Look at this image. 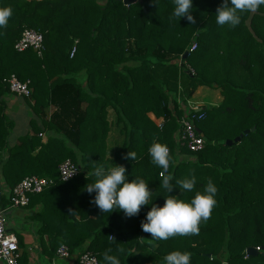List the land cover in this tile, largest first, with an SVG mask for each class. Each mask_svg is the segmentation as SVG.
<instances>
[{
  "label": "trees",
  "instance_id": "obj_1",
  "mask_svg": "<svg viewBox=\"0 0 264 264\" xmlns=\"http://www.w3.org/2000/svg\"><path fill=\"white\" fill-rule=\"evenodd\" d=\"M222 2L192 0L191 25L174 17L173 0H0L13 9L8 26L0 28V202L10 207L11 189L25 176L54 179L22 206L39 205L30 219L37 224L40 257L53 259L64 244L70 258L89 251L101 264L109 248L121 264H165L174 250L191 252L190 264H264V5L232 28L216 23ZM26 27L42 34L40 54L14 48ZM10 74L29 80L24 99L35 114L32 134L12 145ZM200 85L218 89L222 98L191 110L187 101ZM149 113L162 118L160 126ZM182 118L195 119L201 150L176 141ZM111 132L120 143L109 154ZM154 142L170 149L169 193L148 152ZM129 151L137 154L135 161L124 158ZM67 158L79 172L62 181L58 164ZM112 163L152 191L150 204L131 218L119 209L102 213L91 202L95 192L85 189L96 166ZM192 174L193 192L175 185ZM209 178L218 188L217 205L198 235L156 240L143 232L152 204L163 206L168 195L190 200ZM250 246L260 249L250 255ZM18 264H29L25 249Z\"/></svg>",
  "mask_w": 264,
  "mask_h": 264
},
{
  "label": "clouds",
  "instance_id": "obj_2",
  "mask_svg": "<svg viewBox=\"0 0 264 264\" xmlns=\"http://www.w3.org/2000/svg\"><path fill=\"white\" fill-rule=\"evenodd\" d=\"M173 15L177 20L184 17L189 24L196 23L192 15V0H173ZM264 0H223L216 9V23L219 26L235 28L241 23L242 15L254 13ZM13 15L11 6H0V28H6ZM151 162L163 170L161 173V186L167 191H172V177L168 172L170 164L173 163L170 149L166 144L154 142L148 149ZM137 154L129 151L125 159L136 160ZM76 170L67 175L70 177ZM95 179L91 184H86V191L91 194L95 192L94 203L102 213H111L119 209L128 218L139 214L141 206L150 204L152 191L149 190L144 179L126 178V168L123 165L113 164L105 168L98 165L90 173ZM194 174L178 180L177 185L184 192H193L196 187ZM217 185L209 178L202 191H195L190 200L179 199L168 195L163 206L152 204L146 213V220L141 222L143 232L150 234L156 240H168L176 236L198 235L200 225L206 223L217 205ZM152 203V202H151ZM115 241V238L112 237ZM120 251V250H118ZM112 249H107L103 254L106 264H121L117 255L111 254ZM191 252L174 250L164 257L165 264H190Z\"/></svg>",
  "mask_w": 264,
  "mask_h": 264
},
{
  "label": "built area",
  "instance_id": "obj_3",
  "mask_svg": "<svg viewBox=\"0 0 264 264\" xmlns=\"http://www.w3.org/2000/svg\"><path fill=\"white\" fill-rule=\"evenodd\" d=\"M33 48L38 54L41 53L43 48V36L42 34L30 27H26L22 30L20 37L14 43V48L18 51H23L27 48ZM196 43L194 42L189 51L195 49ZM75 51V46L72 48L70 55ZM8 87L11 93L22 97L30 96L29 80L21 81L14 74H10L7 79ZM188 108L191 110H200L202 105L193 104L187 101ZM195 119L181 120V133L176 134V141L185 145L189 150L199 151L204 147V139L202 135L197 131L194 125ZM159 126L162 123V118L156 122ZM182 140V141H181ZM76 170L70 177L65 179L67 175H70L72 171ZM79 172V166L67 158L58 164V178L62 181H67L75 177ZM54 182L53 178L40 177L36 175H28L23 177L17 182L11 189L10 207H22L26 206L29 202L30 194L40 193L44 188L50 186ZM3 194L2 183H0V200ZM257 250L260 247H256ZM21 255L18 239L16 235L6 228V216L5 208L2 207L0 202V261L5 264H18V259ZM70 252L66 245H60L56 251V259L70 260L69 264H101L97 257L89 251H84L79 254L76 260L70 258ZM56 259H52L51 264H57Z\"/></svg>",
  "mask_w": 264,
  "mask_h": 264
},
{
  "label": "crops",
  "instance_id": "obj_4",
  "mask_svg": "<svg viewBox=\"0 0 264 264\" xmlns=\"http://www.w3.org/2000/svg\"><path fill=\"white\" fill-rule=\"evenodd\" d=\"M202 86L203 85H200L196 88L191 98H194L198 93L200 94L201 90H199L198 88H201ZM215 93L216 101L214 100V95L211 104L216 103L217 98L221 96L219 90ZM6 103V113L9 119L14 123L8 137V142L10 145H12L20 136L27 133L32 134L33 129L31 120L32 118H35V114L32 112L29 103L22 96L11 94L10 96L6 97ZM149 116L152 119L153 117H156L153 113H149ZM37 123L40 124L39 119H37ZM41 136L42 140L44 141L46 139L45 134L41 133ZM1 176L2 172L0 168V178ZM38 208L39 205H35L30 209H26L25 207L6 208V228L8 231L14 233L18 240L20 239L21 247L19 245V248L21 251L25 249L27 251V254H29V264H44L45 261L43 262V260H46L48 264V262L52 263V259H47V257H40L42 246L38 241L37 224L35 221L30 219V216L34 214ZM53 259L56 258L54 257ZM55 262L57 264H69L71 261L56 259ZM0 264L5 263L3 261H0Z\"/></svg>",
  "mask_w": 264,
  "mask_h": 264
},
{
  "label": "rangeland",
  "instance_id": "obj_5",
  "mask_svg": "<svg viewBox=\"0 0 264 264\" xmlns=\"http://www.w3.org/2000/svg\"><path fill=\"white\" fill-rule=\"evenodd\" d=\"M200 91V94H196L194 98H190L188 99V101L192 102L193 104H198V105H211V102L213 101V96L216 94L215 92L218 91V89H214V88H210V87H201V88H198ZM221 99V96H219L217 98V102H219ZM214 100L216 101V95L214 96ZM216 102V103H217ZM203 103V104H202ZM54 108L51 107L50 110H53ZM151 115V114H150ZM159 117H153V120L155 122H158L159 121ZM113 130V129H112ZM110 140H109V154H111V152H113L114 148L117 147L120 143V141H117V140H114L113 139V136L116 135L115 132H111L110 134ZM9 223V222H8ZM7 225V223H6ZM15 231V230H14ZM45 261V262H44ZM44 264H47V261L46 260H43ZM48 264H51L48 262Z\"/></svg>",
  "mask_w": 264,
  "mask_h": 264
},
{
  "label": "water",
  "instance_id": "obj_6",
  "mask_svg": "<svg viewBox=\"0 0 264 264\" xmlns=\"http://www.w3.org/2000/svg\"><path fill=\"white\" fill-rule=\"evenodd\" d=\"M119 1H122L124 4H131V3H134V2H139V3H141L142 2V0H119ZM188 54V51H186L184 54H183V58H185L186 57V55ZM252 130L254 129V128H251ZM249 130L248 129H246V130H244V133H247ZM234 140H237V138H234ZM226 143L227 144H231L232 143V140H230V139H228V140H226ZM246 252L248 253V254H250V255H252V254H256L257 253V249L256 248H254V247H247V249H246Z\"/></svg>",
  "mask_w": 264,
  "mask_h": 264
}]
</instances>
